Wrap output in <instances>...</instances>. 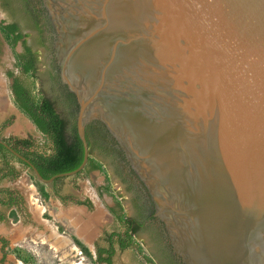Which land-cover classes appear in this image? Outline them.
Returning a JSON list of instances; mask_svg holds the SVG:
<instances>
[{
  "label": "water",
  "instance_id": "water-1",
  "mask_svg": "<svg viewBox=\"0 0 264 264\" xmlns=\"http://www.w3.org/2000/svg\"><path fill=\"white\" fill-rule=\"evenodd\" d=\"M75 96L172 264H264V0H42Z\"/></svg>",
  "mask_w": 264,
  "mask_h": 264
},
{
  "label": "crops",
  "instance_id": "crops-1",
  "mask_svg": "<svg viewBox=\"0 0 264 264\" xmlns=\"http://www.w3.org/2000/svg\"><path fill=\"white\" fill-rule=\"evenodd\" d=\"M1 77L0 72V139H31L38 145L46 143L35 125L15 106L9 90H4ZM9 164L16 174L0 178V191L12 192L13 197L20 198L31 215L29 223L21 224V210L16 205L0 204V211L5 215L1 223H8L0 224V233L11 242L15 243L14 240L30 232L34 236H48L65 244L69 243V239L73 246V240L79 238L90 252L94 238L100 235L103 228H111L106 239L110 234L123 230L116 217L120 213L126 217L130 214L128 195L125 192L97 190L96 186L101 184L103 178L102 171L88 174L81 171L41 182L33 179L28 169L17 160H10ZM11 212L13 215L8 217ZM68 230H71V235L67 234ZM116 246L118 250L127 248H119L117 243ZM128 248L131 250L132 245ZM130 258H133L131 252ZM132 264L136 263L132 260Z\"/></svg>",
  "mask_w": 264,
  "mask_h": 264
},
{
  "label": "flooded vegetation",
  "instance_id": "flooded-vegetation-1",
  "mask_svg": "<svg viewBox=\"0 0 264 264\" xmlns=\"http://www.w3.org/2000/svg\"><path fill=\"white\" fill-rule=\"evenodd\" d=\"M0 11L10 18L9 21L0 19V22L2 21V24L15 23L17 31L22 35L13 47H10L8 41L0 32V41L11 50H14H12L14 64H16L14 53L20 52H22L24 61L33 64V79H26L21 73L20 66L15 65L17 74L8 76L10 96L12 97L11 84L13 77L17 76L20 85L29 91V96L34 93H40L51 102L55 111L65 121V131L69 134L72 126L75 128L77 103L73 93L61 81L54 53L55 33L42 0H0ZM22 41L29 48L28 51H23ZM31 80H33V84H30ZM84 136L87 143L88 157L99 162L102 167L103 178L101 184L96 186L97 190H103L102 188L108 185L109 190L107 192H118L119 189L115 188L113 183V180H116L122 192L128 195L127 200L130 210L128 218L132 220V225L137 227L134 235L138 236L139 240L144 243L149 252L148 255L153 262L156 264H172L146 217L141 193L136 182L92 119L87 120L84 124ZM3 141L7 142L6 139ZM50 147V141H46V143L40 144L38 149L42 148L48 152L50 151ZM21 164L28 169L25 164L22 162ZM91 171L101 173L98 169H91L87 172L83 171V173L88 174ZM14 205H16L17 209L21 210L20 215L22 218L24 216H31L24 203L22 205V200L20 203L16 202ZM3 215L0 211L1 222L5 216ZM8 217H10L9 214ZM8 240L9 238L6 235L4 236L0 233V264L4 256L2 252L3 248H9Z\"/></svg>",
  "mask_w": 264,
  "mask_h": 264
},
{
  "label": "trees",
  "instance_id": "trees-1",
  "mask_svg": "<svg viewBox=\"0 0 264 264\" xmlns=\"http://www.w3.org/2000/svg\"><path fill=\"white\" fill-rule=\"evenodd\" d=\"M2 22V21H1ZM0 22V32L8 41L10 47H13L15 42L22 36L17 31L15 23L2 24ZM23 51H28L29 48L24 45L22 41ZM16 64L20 66L21 73L28 78L33 79V64L23 60L22 52L14 53ZM10 75V73H8ZM23 76V77H24ZM31 80L30 84H33ZM32 87V86H31ZM12 100L15 106L22 111L29 120L35 125L38 131L44 136L46 141H50V151L46 152L42 148L39 150L40 145L36 144L31 139H6L13 149L19 152L22 156L26 157L33 166L37 169L40 176L44 179L49 178L51 175L59 172L69 171L76 168L82 157V146L79 138L77 137L74 126H72L69 134L65 131V121L55 111L51 102L40 93H34L29 96V91L25 90L19 83L18 77H13L11 84ZM5 140V139H4ZM0 160L2 166L0 167V178L6 175H15L16 171L9 164L10 160H17L10 152H8L0 144ZM21 163V162H20ZM91 169H98L102 171L101 164L93 158L87 157V161L82 168V171L87 172ZM33 179L34 176L31 175ZM104 191L109 190V186L105 185L102 188ZM0 204L7 206L14 205L16 202H21L18 197H13L12 192L0 191ZM41 195L42 192H41ZM5 198V199H4ZM13 215V213H9ZM117 220L122 226V231L110 234L107 237V247H97L96 261L103 262L104 264H111V254L113 247L111 246L112 236H115V242L119 248L128 247L133 244L132 236L135 233L136 226L132 225V220L124 214L117 215ZM4 242L3 240H1ZM79 250L86 256H89L87 248L78 240H74ZM104 254V255H102Z\"/></svg>",
  "mask_w": 264,
  "mask_h": 264
},
{
  "label": "rangeland",
  "instance_id": "rangeland-1",
  "mask_svg": "<svg viewBox=\"0 0 264 264\" xmlns=\"http://www.w3.org/2000/svg\"><path fill=\"white\" fill-rule=\"evenodd\" d=\"M0 19H3L5 21L10 20V18L6 16L2 11H0ZM12 50L5 46L2 41H0V72L3 76L1 77V79L3 80L4 90H9L8 76L17 74V69L14 64L12 55L14 50ZM8 73H10V75ZM113 183L115 188L119 189L118 192L123 193L119 187L118 182L116 180H113ZM44 217L45 214L42 215V218ZM27 218H29V216H24L22 218V216L20 215V223H29L30 219L27 220ZM37 219H39V217ZM0 224L8 225L7 222L1 223V221ZM39 226L40 225H38V227ZM110 230V226L107 227V229L103 228L100 235L94 238L93 244L90 246L91 251H88L89 256L84 255L76 246V244L73 246L71 243L72 241H70L69 239H67L69 243L65 244L48 236H34L30 232L27 233V235L20 236V238L14 240L15 243L10 242V239L8 240L9 248H3L2 252L4 253V256L1 259V264H104L103 262L96 261L95 250L97 247L104 248L108 246L106 235L110 233ZM66 232L68 235H71V230H68ZM76 240H78L80 243H83L79 238H76ZM133 240V250H130V248L128 247L118 250L115 239L114 237H112V241L110 243L116 251L111 254V264H132V260L136 264H143L142 256L139 253L140 247L134 245V243L136 242L135 240H139V238L137 236H134ZM139 243L143 247L142 252L149 254L144 243L141 240H139ZM130 252L131 254H133V258H130Z\"/></svg>",
  "mask_w": 264,
  "mask_h": 264
},
{
  "label": "built area",
  "instance_id": "built-area-1",
  "mask_svg": "<svg viewBox=\"0 0 264 264\" xmlns=\"http://www.w3.org/2000/svg\"><path fill=\"white\" fill-rule=\"evenodd\" d=\"M134 238V237H133ZM134 241V240H133ZM136 242L134 243V245L135 246H137V247H140L139 248V253H140V255L142 256V261H143V264H156L155 262H153L152 260H151V258H150V256L147 254V253H143L142 251V249H143V247H142V245H140V243H139V240H135ZM145 251V250H144ZM138 252V251H137Z\"/></svg>",
  "mask_w": 264,
  "mask_h": 264
}]
</instances>
